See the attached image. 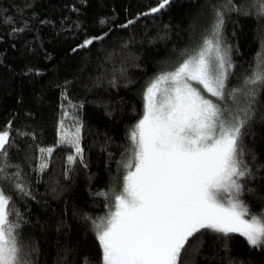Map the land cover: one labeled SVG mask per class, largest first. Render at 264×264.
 <instances>
[{
    "label": "trees",
    "instance_id": "trees-1",
    "mask_svg": "<svg viewBox=\"0 0 264 264\" xmlns=\"http://www.w3.org/2000/svg\"><path fill=\"white\" fill-rule=\"evenodd\" d=\"M160 2L0 0V131L11 125V166L0 173V189L13 216L22 217V238L39 249L36 264H102L92 221L107 211L103 194L119 182L129 132L144 112L145 87L203 42L215 7L225 0H171L165 10L144 15ZM249 2L232 0L242 11L225 15L224 43L235 65L229 87L240 86L251 72L264 38V21L243 14ZM97 37L102 39L78 47ZM255 99L253 119L242 130L250 133L245 160L256 157L249 163L255 178L246 187L264 197V89ZM65 109L83 124V156L72 165L67 158L74 150L58 137ZM48 148L54 149L50 155L41 153ZM242 199L252 213L264 207L250 193ZM180 264H264V250L251 249L238 234L209 233L199 251L181 253Z\"/></svg>",
    "mask_w": 264,
    "mask_h": 264
},
{
    "label": "snow or ice",
    "instance_id": "snow-or-ice-1",
    "mask_svg": "<svg viewBox=\"0 0 264 264\" xmlns=\"http://www.w3.org/2000/svg\"><path fill=\"white\" fill-rule=\"evenodd\" d=\"M170 3L161 0L144 15L159 13ZM233 11L242 10L232 0L215 7L198 50L145 88L142 118L128 136L121 189L111 194L106 215L92 221L102 264H180L181 253L199 251L209 233L217 238L238 234L251 249L264 250V207L259 214L252 213L242 199L247 192L264 201L246 187L255 178L249 163L256 157L252 153L251 161L245 160L244 139L250 133L242 131L250 126L256 95L264 89V38L251 72L240 86L229 87L235 65L223 29L225 15ZM243 14L264 21V0H250ZM95 39L102 37L85 39L78 47H89ZM119 72L123 75L124 69ZM115 81L113 77L112 86ZM69 119L70 128L65 125ZM6 128L0 131V173L11 166L6 147L11 125ZM82 128L79 116L65 109L58 137L61 145L74 149L75 155L67 158L69 165L82 159ZM53 150L40 151L50 155ZM46 167L41 164V171ZM15 187L29 194L22 183ZM103 195L109 199V193ZM9 204L0 189V264H36L33 257L39 249L24 241L22 217L13 216Z\"/></svg>",
    "mask_w": 264,
    "mask_h": 264
},
{
    "label": "rangeland",
    "instance_id": "rangeland-1",
    "mask_svg": "<svg viewBox=\"0 0 264 264\" xmlns=\"http://www.w3.org/2000/svg\"><path fill=\"white\" fill-rule=\"evenodd\" d=\"M202 44V43H201ZM200 44V45H201ZM200 45L198 46V47H196V48H194V49H191L190 51H188V53H187V56L188 55H191V54H193L196 50H198V48L200 47ZM187 56H186V58H187ZM174 70V69H173ZM172 71V70H171ZM158 75V74H157ZM156 75V76H157ZM154 78V77H153ZM152 78V79H153ZM152 79L150 80V82L152 81ZM149 82V83H150ZM148 83V84H149ZM147 84V85H148ZM147 87V86H146ZM145 87V88H146ZM144 92H145V90H144ZM214 100H215V98H213ZM144 104H145V101H144ZM225 104L226 105H231L228 101L227 102H225ZM74 150V149H73ZM73 155H75V152L73 153ZM127 159H128V154H127V156L125 157V159L123 160V162L121 163V167H120V171H119V174H120V179H119V182H118V184H114L113 186H111V188L108 190V192L107 193H109V206H110V199H111V194L113 193V192H119L120 191V189H121V183H122V177H123V175H124V168H123V164L127 161ZM118 174V175H119ZM115 182V181H114ZM109 206H108V209H109ZM108 209H107V211H108ZM107 211L104 213V214H102V215H100L99 217H97L95 220H99V218H101V217H104L105 215H106V213H107ZM93 227H94V225H93Z\"/></svg>",
    "mask_w": 264,
    "mask_h": 264
}]
</instances>
